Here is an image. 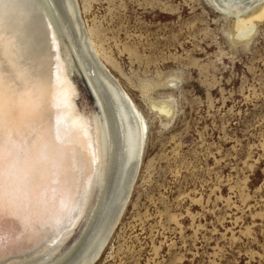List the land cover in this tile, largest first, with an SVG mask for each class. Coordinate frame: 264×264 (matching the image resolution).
<instances>
[{
  "label": "rangeland",
  "instance_id": "374dc122",
  "mask_svg": "<svg viewBox=\"0 0 264 264\" xmlns=\"http://www.w3.org/2000/svg\"><path fill=\"white\" fill-rule=\"evenodd\" d=\"M263 2L75 0L92 54L145 126L94 264H264ZM238 18L253 29L239 33Z\"/></svg>",
  "mask_w": 264,
  "mask_h": 264
},
{
  "label": "bare ground",
  "instance_id": "6f19581e",
  "mask_svg": "<svg viewBox=\"0 0 264 264\" xmlns=\"http://www.w3.org/2000/svg\"><path fill=\"white\" fill-rule=\"evenodd\" d=\"M228 1L239 11L256 0L217 3L226 10ZM263 16L264 2L255 18ZM80 22L75 0H0V59L13 61L16 73L9 94L17 141L42 139L31 155L47 157L37 183L26 186L20 173L31 204L22 209L26 219L0 221V264H94L142 160V116L92 54ZM236 26L241 34L253 29L246 19ZM33 103L39 112L29 115ZM159 111L171 114L167 104Z\"/></svg>",
  "mask_w": 264,
  "mask_h": 264
},
{
  "label": "snow or ice",
  "instance_id": "6c2138e0",
  "mask_svg": "<svg viewBox=\"0 0 264 264\" xmlns=\"http://www.w3.org/2000/svg\"><path fill=\"white\" fill-rule=\"evenodd\" d=\"M3 7L8 9L12 5L4 4ZM2 39L0 36V41ZM15 77L13 61L0 59V221L26 219L21 212L31 204L30 192L21 188L20 173L23 172L26 186L35 184L43 178L47 162L46 155L39 158L31 155L33 147L44 143L42 139L34 140L31 145L27 139L17 141L16 104L9 94L11 85L16 83ZM39 107L38 103H33L29 115L38 113ZM45 146L55 150L50 144Z\"/></svg>",
  "mask_w": 264,
  "mask_h": 264
}]
</instances>
